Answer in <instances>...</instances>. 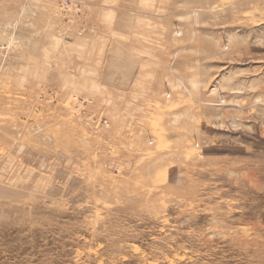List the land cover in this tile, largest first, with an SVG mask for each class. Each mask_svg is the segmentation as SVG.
I'll return each instance as SVG.
<instances>
[{
  "label": "rangeland",
  "instance_id": "374dc122",
  "mask_svg": "<svg viewBox=\"0 0 264 264\" xmlns=\"http://www.w3.org/2000/svg\"><path fill=\"white\" fill-rule=\"evenodd\" d=\"M0 264H264V0H0Z\"/></svg>",
  "mask_w": 264,
  "mask_h": 264
}]
</instances>
